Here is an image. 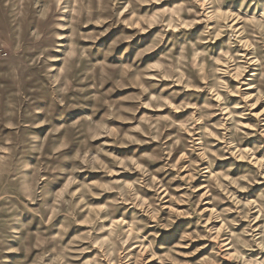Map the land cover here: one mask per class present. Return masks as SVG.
<instances>
[{
	"label": "rangeland",
	"instance_id": "obj_1",
	"mask_svg": "<svg viewBox=\"0 0 264 264\" xmlns=\"http://www.w3.org/2000/svg\"><path fill=\"white\" fill-rule=\"evenodd\" d=\"M0 264H264V0H0Z\"/></svg>",
	"mask_w": 264,
	"mask_h": 264
}]
</instances>
